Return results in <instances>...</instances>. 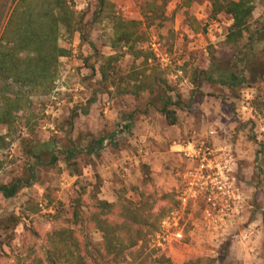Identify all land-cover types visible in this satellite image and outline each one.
<instances>
[{"label":"rangeland","instance_id":"rangeland-1","mask_svg":"<svg viewBox=\"0 0 264 264\" xmlns=\"http://www.w3.org/2000/svg\"><path fill=\"white\" fill-rule=\"evenodd\" d=\"M109 1L127 19L143 17L146 0ZM160 2L157 0V3ZM70 3L76 11L85 14L93 44L82 41L79 32L71 38L64 34L60 37L61 45L71 48L72 53L61 57L54 88L47 94L30 96V110L34 113L31 125H21L11 136L8 147L0 151V184L16 179L24 182V187L14 197L0 196V264H14L20 248L46 234L54 224H69L73 199L77 195L87 197L100 185V197L106 199L104 197H108L107 193L111 190L101 177L102 162L111 161L110 157L116 158L117 154L122 157L123 149H135L138 153L137 149L139 151L140 148L133 144V139L139 141L140 136H144L142 133L137 136L136 131H116L123 125L124 113L141 111L145 108V101L132 94H109L99 83L101 76L98 69L102 56L115 53L110 43L113 32L111 22L92 16L96 0H70ZM8 5V0H0V20L7 13ZM211 9L209 0L169 1L166 13L174 18L172 27L148 28L147 38L139 43V47L154 53L166 78L175 86L173 95L176 99L181 97L179 123L174 132L164 116L162 120H157L160 125L157 130L166 141L172 143L171 138L178 140L176 135L185 129L182 141H207L222 154L229 155V176L234 193L229 205L237 208L235 211L229 210V231L225 235L221 232L219 238H229L230 241L241 227L259 225L264 228V84L255 83L231 90L224 85L208 83L197 88L192 82L195 69H206L210 65L212 53L224 62L223 67L229 66V57L235 52L233 46L226 42L233 19L226 13L213 16ZM253 21L264 25V4L260 0H255ZM133 64V56L126 53L116 62V69L125 75ZM92 97H96V100L90 102ZM83 109H87V113H82ZM155 110L152 108L148 116L157 115L155 113L159 112ZM144 116L139 112L136 121H144ZM90 134L95 137L107 136L118 146L108 145L98 157L82 154L78 158V172L71 170L61 159L50 162L49 151L40 146L51 139H56L59 147L72 141L86 145ZM154 135L157 136L156 133ZM162 136L154 137L151 134L149 139L157 141ZM139 153L144 155V149ZM142 164L144 162L135 164L134 170L128 171L129 175L117 167L119 171L115 172L113 195L116 201H139L140 192L148 188ZM146 164L150 167L151 188H155L160 195H175L173 198L167 196L157 206L158 209L169 208V213L178 207L176 195L185 183L182 172L188 164L179 159L166 161L163 158L158 159L157 163ZM190 203L194 206L192 210L197 222L202 221L207 201L201 197ZM12 213L22 215L21 221L14 229H5L1 222L9 223L6 219ZM156 233L147 250L152 253V259L170 253L169 249L163 251L157 245ZM93 237L96 241L102 238L97 230L93 231ZM203 239L197 245L202 249L203 256L215 255L223 259L218 264H233L234 258L225 253V240L222 245L218 239ZM173 248L175 258L189 250V247H182L181 244H174ZM138 249L134 247L126 251L120 264H151V258H145L146 255L139 253ZM41 253L44 254L43 249Z\"/></svg>","mask_w":264,"mask_h":264},{"label":"trees","instance_id":"trees-1","mask_svg":"<svg viewBox=\"0 0 264 264\" xmlns=\"http://www.w3.org/2000/svg\"><path fill=\"white\" fill-rule=\"evenodd\" d=\"M8 1L7 13L0 20V151L8 147L11 136L21 125H31L34 113L30 110V96L47 94L54 88L61 57L72 53L71 48L61 45L60 37L64 34L71 38L79 32L82 41L91 43L85 14L76 11L70 0ZM169 1L146 0L143 17L127 19L115 10L111 1L96 0L92 16L111 22L110 43L115 50L113 54L102 56L99 83L109 94H132L145 101L141 111L124 113L123 125L117 133L130 131L137 114L147 113L152 108L164 115L169 125L179 122L181 97L176 99L173 95L175 86L166 78L154 53L139 47V43L147 38L148 28L172 27L174 18L166 13ZM209 1L213 16L226 13L233 19L226 42L235 52L229 57V66L223 67L224 62L212 53L210 65L206 69H195L192 82L197 88L208 83L224 85L231 90L264 84V25L253 23L255 0ZM260 1L264 4V0ZM126 53L133 56L134 64L123 75L117 71L116 62ZM95 100L96 97H92L90 102ZM82 113H87V109ZM88 136L86 145L72 141L59 147L58 141L51 139L40 146L49 151L50 162L61 159L71 170L78 172V158L82 154L98 157L108 145L118 146L107 136ZM35 157L40 158L37 154ZM143 168L148 188L140 192L139 201L103 199L100 185L87 197L77 195L73 199L71 222L54 224L46 234L23 245L14 264H120L125 252L134 247H138V252L145 254V258L150 257L151 264H172V259L165 254L152 259V253L147 250L159 222L169 211V208L158 209L159 202L175 195H160L151 188L150 167L144 163ZM23 187L22 179L2 183L0 196L12 198ZM21 218L22 215L12 213L6 219L9 223L2 221L1 225L5 229H14ZM94 230L101 233L99 241L93 237Z\"/></svg>","mask_w":264,"mask_h":264},{"label":"crops","instance_id":"crops-1","mask_svg":"<svg viewBox=\"0 0 264 264\" xmlns=\"http://www.w3.org/2000/svg\"><path fill=\"white\" fill-rule=\"evenodd\" d=\"M150 110L151 109H149L147 113H149ZM147 113H144V121L138 123V121H136L135 119L134 125L130 130L131 132L136 131L137 136L140 133L144 135L140 136L139 141H137V139H133V144L137 145V147L140 148L139 151L137 149V152H143L144 149V155H142L141 153H136L135 149H123L121 151L122 153L120 152L122 154V157H120L121 155L117 154L116 158L115 156L110 157L111 161L104 160L101 164L102 180L104 181V183H106V187L111 190V192L107 193L108 197H104L109 201L115 200L113 195L115 194L114 188L116 185L115 172L118 173L119 171L117 170V167H120L121 170L127 171L128 173V171L132 172L134 170L135 164L139 162H144L145 164H153L157 163L158 159L160 158H163L166 161L179 159L181 160V162H185L188 165L191 163L190 160L186 157L185 152L190 141L188 143L184 142V140L182 141V138L185 135V129L178 132V135H176L178 137V140H174V138H171L173 142L170 143L166 141V138H164L162 134L157 130V128L160 127V125L157 124V120L159 118H161L162 120L164 115L159 112L155 113L157 115L148 116ZM178 123L175 125H170L173 132L175 131L174 128L178 127ZM155 133L157 134V136L154 135ZM151 134H153L154 137H160L161 135L162 138L158 139L157 141L151 140L149 139L151 138L149 137ZM161 150L163 151L161 152ZM128 164L129 166H126ZM247 228L249 227L239 228L235 235L230 238V241L229 238H227V241L225 237L223 239L219 237L221 232L223 235L227 234V232L229 231V225L225 228L221 226L205 227L200 223H197V226L193 231H189L186 233L185 240L181 244L182 247H189V250L186 249L183 254L177 255L176 258V255L172 254L174 249L173 246H169L167 249L165 248L162 250H170V253L168 252L167 256L172 259V264H189V262H191V264H218L219 262H222L223 259H220L215 255L205 257L203 256L202 249L197 248V245L200 244L202 240H204L203 238L207 237L208 241H214L218 239L222 245L223 240L226 241L227 247L225 253H229V255L234 258V262H232L233 264H264V228L260 227L259 225H255L254 227H252L253 230H250L249 234L245 235V233L248 231Z\"/></svg>","mask_w":264,"mask_h":264},{"label":"built area","instance_id":"built-area-1","mask_svg":"<svg viewBox=\"0 0 264 264\" xmlns=\"http://www.w3.org/2000/svg\"><path fill=\"white\" fill-rule=\"evenodd\" d=\"M185 152L191 163L182 172L185 183L176 195L178 207L163 217L156 233L157 245L162 249L182 244L186 233L193 231L197 223L205 227H227L229 210L237 208L229 205V199L234 194L229 176V155L222 154L207 141L190 142ZM201 197L207 204L203 208L204 219L197 222L192 210L194 206L190 202ZM248 227L245 235L253 230Z\"/></svg>","mask_w":264,"mask_h":264}]
</instances>
